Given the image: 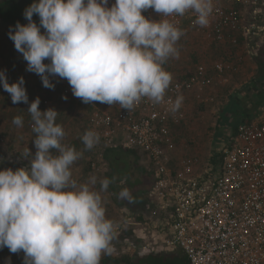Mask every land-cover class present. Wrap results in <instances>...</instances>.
<instances>
[{
  "label": "clouds",
  "instance_id": "1",
  "mask_svg": "<svg viewBox=\"0 0 264 264\" xmlns=\"http://www.w3.org/2000/svg\"><path fill=\"white\" fill-rule=\"evenodd\" d=\"M108 4L109 0H34L23 13L28 23L10 26L9 39L27 62L26 71L39 75L46 88H54L49 77L58 76L85 104H118L131 111L145 97L161 103L172 80L162 65L178 57L175 45L183 32L166 19H146L142 11L151 8L167 17L191 10L197 16L194 23L207 26L212 0ZM24 84L23 77L9 84L5 71H0V85L13 104L28 103ZM181 102L178 97L171 111ZM40 103L37 97L27 111L36 133L30 168L0 170V249L23 251L24 264H100L101 255L112 252L114 222L106 218L100 193L90 187L96 178L80 185L71 179L70 168L83 153L62 143L65 132L56 123L59 113L51 108L41 111ZM13 123L22 127L23 118L16 116ZM81 139L91 150L100 137L88 130ZM100 183L106 191L110 181ZM119 197L133 199L127 188Z\"/></svg>",
  "mask_w": 264,
  "mask_h": 264
},
{
  "label": "built area",
  "instance_id": "2",
  "mask_svg": "<svg viewBox=\"0 0 264 264\" xmlns=\"http://www.w3.org/2000/svg\"><path fill=\"white\" fill-rule=\"evenodd\" d=\"M142 15L168 20L182 36L197 32L220 45L230 41L232 50L239 47L240 34L264 41V0H212L207 26L195 24L191 10L165 17L150 8ZM242 61L236 56L197 66L192 74L171 80L159 104L145 97L131 111L118 104L94 105L88 127L100 140L91 149L98 153L92 169L100 172L105 152L117 148L137 151L154 166L157 181L148 208L152 211L153 206L158 218L146 229L158 230L164 241L159 246L147 239L142 251L181 250L191 264H264V111L257 121L238 126L218 166L180 157L177 144L176 129L189 119L187 95L210 101L216 83H229ZM178 97L182 102L173 112L171 104Z\"/></svg>",
  "mask_w": 264,
  "mask_h": 264
},
{
  "label": "rangeland",
  "instance_id": "3",
  "mask_svg": "<svg viewBox=\"0 0 264 264\" xmlns=\"http://www.w3.org/2000/svg\"><path fill=\"white\" fill-rule=\"evenodd\" d=\"M111 6L112 4L109 2L108 7ZM180 44H182V42L179 43V45ZM179 45H175L179 53L178 57H169L162 65L163 69L169 72L171 76L178 70L176 67L179 60L183 62L185 59V62H188L189 59L192 60L189 55L185 56L187 54L186 47ZM20 54L21 53L15 49L14 42L9 39L6 24L0 20V71H5L9 84L17 82L14 81L12 73L14 67H19L18 62L20 59L18 55ZM51 78L50 81L54 84V88H46L42 83L41 85H37L33 74L32 77H29V79L25 81L27 85H29V83L32 85L36 83L35 85L42 89L38 97L41 101L40 105L42 104L45 110L51 108L59 113L56 123L61 125L65 132L62 143L74 147L77 151L83 153L82 157L74 162L70 168L72 173L71 179L74 180L77 185H80L89 183L92 177L96 178V183L94 185L90 184V187L92 190L100 193L102 205L105 208L106 218L112 220L115 226L114 238L110 243V247L112 248L111 254L114 256L135 254L134 250L129 249V247L130 244H135L137 240L139 245L146 243L147 239L153 244L159 246L163 245L164 240L158 230L146 229L148 227L147 223L156 221L158 218V215H153V211H155L153 206L152 211L148 208L149 198L147 191L142 189L130 193L133 198L132 202L121 198L114 202L111 196H113V189L116 181L127 184L131 177L123 172L113 173L111 163L108 160L103 164V169H101L100 172H96L92 169L91 165L93 162H97L95 158L98 153L86 150L81 138L85 134V128L88 125L87 119H89L91 111L99 102L93 101L90 104H85L80 98L73 99L71 95V86L66 79L58 76H52ZM219 85L221 88L226 86L229 87L230 82ZM68 90L70 91V95L66 94ZM216 95L211 93V99L208 102H206L205 99L198 100L196 98H192L191 102L188 101L187 108L189 111V119L178 131L177 144L180 150L179 156L187 159L195 158L203 166L210 164L211 158L216 155L218 156L222 149L234 138L232 132L227 133L226 131L224 132L225 135L222 137L223 132L219 130L217 123V108L220 99H218V95ZM35 99L36 98H34V100ZM47 99L52 100L51 106L46 105L45 102ZM70 100L80 103L69 106L67 102ZM28 105L29 101L27 104L23 102L13 104L11 95L0 85V170L10 168L9 166L7 167L9 163L3 162L4 158H8L9 161L11 160V164H14L12 161L16 162L19 160L18 165L22 168V165L27 166L31 162L32 157L35 156L36 148L34 146V139L31 138L33 125H30L33 122L31 121L30 123L29 120L30 114L27 112L29 108ZM101 106L109 107V105H105L104 103H102ZM13 115L23 118L22 127H18L13 122L8 121L9 117L12 119L14 118ZM28 149L32 156L28 153ZM8 153L9 155L7 156ZM125 160H130V158ZM134 161L132 162V167L135 166V169L138 171L137 173H142V170H145L146 167L150 170L154 169L152 162L144 156H141L139 162L136 161L134 163ZM111 176L114 178H111ZM104 179H108L110 183L106 191H101L100 182ZM131 216H141L143 218L142 225L136 222V218H133L135 220L131 219ZM131 229L135 230L138 235L126 240L120 236L122 231ZM22 255L23 251L12 253L7 247H4L0 249V264H23L21 262ZM103 255L104 254H102L101 257Z\"/></svg>",
  "mask_w": 264,
  "mask_h": 264
},
{
  "label": "crops",
  "instance_id": "4",
  "mask_svg": "<svg viewBox=\"0 0 264 264\" xmlns=\"http://www.w3.org/2000/svg\"><path fill=\"white\" fill-rule=\"evenodd\" d=\"M250 17L251 15L246 17L247 22L251 19ZM238 41L239 47L232 50L231 47L233 46L230 41L220 45L203 34L194 32L188 36L180 37L176 43V46H178L182 42L179 46L186 47L187 54L185 56L189 55L192 60L189 59L188 62H185V59V63L179 60L176 67L178 70L172 75V80L192 74L199 65L212 66L219 60L227 61L234 60L236 56L243 57V61L238 64L237 71L230 77L229 87L221 88L219 83H216V88L214 87L211 90V93L217 94V98L220 99L217 108V123L219 130L223 132L222 137L225 135V131L227 133L232 132V136L235 137L239 125L257 121L264 111V41L248 39L245 36L243 37L242 34L238 36ZM231 52H233V55L230 54ZM18 56L20 59L18 62L19 67H14L12 73L14 81H18L19 77H24L25 81L33 74L37 85H41L42 80L36 76L37 74L26 71L27 62L24 60L23 55ZM26 81L24 87L29 97L28 106H30L42 89L38 88L35 85L36 83L27 85ZM192 98H194L193 95H187V106L188 101L191 102ZM178 131L177 128V134H179ZM3 162L11 164L8 158H4ZM12 162L15 165L19 164V160ZM24 167L26 166L22 165V168Z\"/></svg>",
  "mask_w": 264,
  "mask_h": 264
},
{
  "label": "trees",
  "instance_id": "5",
  "mask_svg": "<svg viewBox=\"0 0 264 264\" xmlns=\"http://www.w3.org/2000/svg\"><path fill=\"white\" fill-rule=\"evenodd\" d=\"M33 2L34 0H1L0 1V20H2L6 24V30L8 33L10 26L14 28L17 22H19L22 25L28 23V21L24 18L23 13L26 7L30 6ZM33 21L39 25V16L34 14ZM41 31L43 32L44 30L41 29ZM45 63H50V61L45 60ZM36 76L41 79L39 75ZM51 77L52 76H50L49 78ZM67 103H69V106H74L80 102L76 103L73 100H70ZM39 109L41 111H45L42 104L39 105ZM13 116L15 117V115ZM29 120L31 123L32 121L31 116H29ZM8 121L13 122V119L9 117ZM87 121H88L87 124H89V119H87ZM30 125H33V123H31ZM180 128L181 127H179L178 129ZM88 130H90V128L87 125V127L85 128V132ZM31 138L35 139L36 133L32 132ZM54 154H56L55 151ZM127 158H130V160H125ZM140 158H141V154L138 153L137 151L124 149V148L109 149L105 152V160H108L111 163V169L113 173L123 172L129 175V177H131L129 183L127 184H124L121 181L118 182L116 181L113 189L114 193L113 196H111L114 202L120 199L119 193L124 188H127L130 191V193H132L133 191L145 189L144 186L146 185L143 180H144V175H146L147 173L144 172L145 170H142V173H137L138 171L135 169V166L132 167L133 165L132 162L134 160H135L134 163L136 161L139 162ZM220 162H221V153H219L218 156L216 155L211 158V164H214L215 166H218ZM9 165L10 168L13 169L14 171L20 168V165L18 164L16 165L8 164L7 167ZM26 167H30V163ZM111 178L114 177L111 176ZM142 219L143 218L141 216H136V222H138L141 225L143 223ZM136 235H138V233L135 230L131 229V230L122 231L120 236L126 240ZM137 241L135 244L132 245L135 254L134 253L133 255L123 254L120 256H114L111 253L104 254L100 258V264H191L187 256L181 250L142 251V246H140L137 243ZM21 262L24 264V253L21 257Z\"/></svg>",
  "mask_w": 264,
  "mask_h": 264
},
{
  "label": "flooded vegetation",
  "instance_id": "6",
  "mask_svg": "<svg viewBox=\"0 0 264 264\" xmlns=\"http://www.w3.org/2000/svg\"><path fill=\"white\" fill-rule=\"evenodd\" d=\"M147 174L144 175V183L146 186L145 187V191H147V195H148V198H149V203H151L152 201V198H151V195H152V192L155 188V185H156V181H157V177L154 173L153 170H150L149 168L146 167L145 171Z\"/></svg>",
  "mask_w": 264,
  "mask_h": 264
}]
</instances>
